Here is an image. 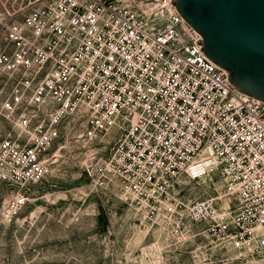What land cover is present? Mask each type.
<instances>
[{
  "label": "built area",
  "instance_id": "obj_1",
  "mask_svg": "<svg viewBox=\"0 0 264 264\" xmlns=\"http://www.w3.org/2000/svg\"><path fill=\"white\" fill-rule=\"evenodd\" d=\"M203 41L174 0H48L0 20V180L18 188L9 216L73 138L91 191L208 222L264 256V100L236 88ZM211 172L229 206L175 196L184 174Z\"/></svg>",
  "mask_w": 264,
  "mask_h": 264
},
{
  "label": "rangeland",
  "instance_id": "obj_2",
  "mask_svg": "<svg viewBox=\"0 0 264 264\" xmlns=\"http://www.w3.org/2000/svg\"><path fill=\"white\" fill-rule=\"evenodd\" d=\"M48 0H0V20H22ZM9 129L0 116V135ZM67 130L71 126L66 127ZM51 173L28 183L26 203L10 217L8 204L18 188L0 180V264H264V256L240 252L208 222L184 225L163 207L152 213L116 190H94L80 165L79 143L64 139ZM175 196L186 203L231 198L216 172L184 174Z\"/></svg>",
  "mask_w": 264,
  "mask_h": 264
},
{
  "label": "water",
  "instance_id": "obj_3",
  "mask_svg": "<svg viewBox=\"0 0 264 264\" xmlns=\"http://www.w3.org/2000/svg\"><path fill=\"white\" fill-rule=\"evenodd\" d=\"M174 1L231 83L264 100V0Z\"/></svg>",
  "mask_w": 264,
  "mask_h": 264
}]
</instances>
